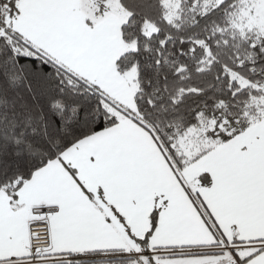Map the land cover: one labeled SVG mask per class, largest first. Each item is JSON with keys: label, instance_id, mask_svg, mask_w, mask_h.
<instances>
[{"label": "snow or ice", "instance_id": "1", "mask_svg": "<svg viewBox=\"0 0 264 264\" xmlns=\"http://www.w3.org/2000/svg\"><path fill=\"white\" fill-rule=\"evenodd\" d=\"M0 264H264V0H0Z\"/></svg>", "mask_w": 264, "mask_h": 264}]
</instances>
